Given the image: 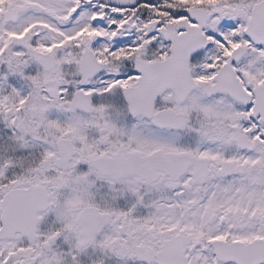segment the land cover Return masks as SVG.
<instances>
[{
	"label": "snow or ice",
	"instance_id": "obj_1",
	"mask_svg": "<svg viewBox=\"0 0 264 264\" xmlns=\"http://www.w3.org/2000/svg\"><path fill=\"white\" fill-rule=\"evenodd\" d=\"M0 264H264V0H0Z\"/></svg>",
	"mask_w": 264,
	"mask_h": 264
}]
</instances>
